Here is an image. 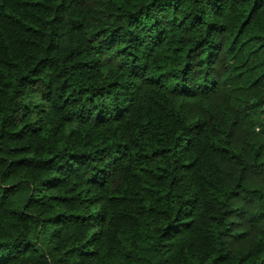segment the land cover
<instances>
[{
  "label": "trees",
  "instance_id": "16d2710c",
  "mask_svg": "<svg viewBox=\"0 0 264 264\" xmlns=\"http://www.w3.org/2000/svg\"><path fill=\"white\" fill-rule=\"evenodd\" d=\"M0 264H264V0H0Z\"/></svg>",
  "mask_w": 264,
  "mask_h": 264
}]
</instances>
